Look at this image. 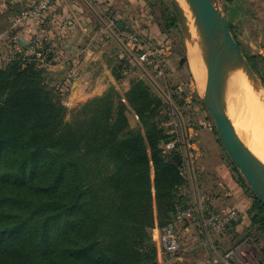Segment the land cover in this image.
Instances as JSON below:
<instances>
[{
    "label": "trees",
    "instance_id": "1",
    "mask_svg": "<svg viewBox=\"0 0 264 264\" xmlns=\"http://www.w3.org/2000/svg\"><path fill=\"white\" fill-rule=\"evenodd\" d=\"M159 17L162 33L178 28L171 8ZM40 42L43 62L23 52L0 64V264H158L153 230L194 208L185 166L173 162L176 149H163L176 140L169 104L126 56L113 70L134 73L122 96L110 87L69 112ZM174 52L185 57L182 44ZM253 199L245 238L260 241L264 207Z\"/></svg>",
    "mask_w": 264,
    "mask_h": 264
},
{
    "label": "crops",
    "instance_id": "2",
    "mask_svg": "<svg viewBox=\"0 0 264 264\" xmlns=\"http://www.w3.org/2000/svg\"><path fill=\"white\" fill-rule=\"evenodd\" d=\"M35 2L36 0H0V58L7 59L13 54L26 52L30 42L43 40L52 55L51 62L43 66L50 83L63 92V104L68 109L103 95L110 87H114L121 96L129 88L131 74L120 72L118 78L113 74L118 61L129 56L109 32V22L118 27L121 23V30L130 29L145 39L161 37V31L152 23L145 0H53L49 10L41 18L14 27L12 19ZM216 5L223 9L239 45V40L248 38L250 32V44L258 47L255 53L263 64L264 0H217ZM136 118L133 112L128 115L131 127V122L138 126ZM190 135L191 133L187 135V141L195 189L186 151L184 148L182 151L175 148L178 140H175L172 149H166L167 144L163 145V149L168 152L176 149L172 156L173 162L185 168L187 166L193 209L199 218L205 216L207 209L217 213L236 211L237 219L231 224L234 227L228 226L220 234H212L221 235L222 240L230 236L242 238V234L247 233L252 225L254 196L231 164L218 142L219 139L214 143L207 141L206 144L200 140L191 143L188 140ZM193 228L195 226L188 221L179 225L177 232L180 240L182 238V254L174 259L161 254L158 244L160 230L155 228L153 240L157 249V263L217 264L208 260L209 257L198 259L199 235ZM190 231L192 235H189ZM247 238L252 246L258 245L257 239L251 236ZM206 242L208 243L207 239ZM244 243L247 246L248 242ZM215 244L217 245V241ZM209 248L211 250V246Z\"/></svg>",
    "mask_w": 264,
    "mask_h": 264
},
{
    "label": "rangeland",
    "instance_id": "3",
    "mask_svg": "<svg viewBox=\"0 0 264 264\" xmlns=\"http://www.w3.org/2000/svg\"><path fill=\"white\" fill-rule=\"evenodd\" d=\"M149 1L154 6L152 10L147 7L149 14H151L150 18L152 20V23L158 27L157 22L158 19L160 18L159 14L163 11L164 7H168L169 9L171 8L169 4V0H149ZM212 1L215 5L217 4V0H212ZM121 31L122 30H119V27L117 25H115V27L113 28V33L117 35V37L119 36ZM248 33H249L248 38L239 40L240 46L244 55H246V58H251L253 60L252 63L254 67H256L260 71L259 72L260 75L256 72L255 73L257 74L258 79L260 80L261 84L264 87V82L262 81L261 78V74L264 78V62L263 64H261V62L258 61L259 59L258 60L256 59L258 58L256 56L258 47L250 44L252 40H250L249 37L250 32ZM140 41L145 45L144 47L145 49H148V51H153V52L155 51V55L151 61L140 63V65L143 68L145 66L148 67L147 69L149 71H146L147 74L151 77L154 83L169 99L170 103H168L165 99L164 100L169 104L171 108L172 117L170 122L174 123L177 126L176 129H177L179 141L181 140L180 142L182 143L184 150L185 147L182 138L180 123L177 115L175 114L174 110L171 107V104L175 106V108L178 110L181 119L183 121V124L185 126L186 134L191 133L190 137L188 138V140L191 143L192 142L195 143V141L200 140V142H206L207 144V141H210L211 143V141L213 142L219 139L214 128L213 120L209 116L208 112L205 110L200 100L202 94L199 93L200 90H197L198 88L196 87L194 77L192 76L188 55L180 58L178 55L174 54L175 53L174 50H179V51L181 50L182 41L180 39L179 29L177 28L176 30H171L166 33L161 32V37L158 39H154V38L145 39L143 37H140ZM126 47L130 50L131 58H135L137 60L139 55H137V53L133 51L134 49L128 46ZM160 47L163 48L161 49ZM149 59H151V57ZM182 59L184 60L182 61ZM130 62L131 65L137 67L132 62L131 59ZM123 72L131 74V77L134 75V73H132L130 69H126L121 73ZM153 88L158 92V90L154 86ZM173 94H175L176 96L175 102H177L178 105H175L174 101H172L171 99V95ZM263 105L264 104L262 103V106ZM249 108L250 107L247 106L245 107V105L242 106V109L244 110H242L243 112L240 111L241 112L239 113L241 114L240 116L238 115L239 119L242 122L241 123L238 122L239 124L238 126L233 122V127L237 132V134L239 135V137L241 138V140L247 146V148L252 153L254 154L256 153L257 157L261 156L262 158L261 157L260 158L262 160L264 158V127L260 125V123L258 122L255 116L256 115L255 111L252 108L250 109ZM68 110L70 112L73 109H68ZM129 115H132V111H130ZM135 121L139 123L138 118H136ZM133 123L134 122H131V125L133 126L132 128L137 126L134 125ZM167 125H169V123ZM218 142L221 145L220 141ZM186 169L188 170L187 166ZM194 214L197 219L196 222L192 223V221L184 219L183 221L179 222V224H176V229H178L180 224H183L187 221L188 223L190 222L191 225L195 226V228L193 229L199 235L198 238L199 244L197 245V247L200 249V253L198 254L199 260L203 259L204 257L207 258L209 257L208 260L215 262L217 264H221L217 259L218 257L223 261H225L227 264H233V263L234 264H264V238L261 239L260 241L258 240L259 243L256 246H252L250 239L247 237L245 238L246 233H243L242 238L239 239H237V237L232 238V236L230 237L226 236L227 239L223 238L222 240L221 235L218 236L216 235L217 236L216 237L215 235L212 234L214 231H211L202 226L201 221L200 219H198L199 217L196 214L195 210H194ZM189 235H192V231H190ZM205 236L206 239L208 240V243L206 242ZM250 236L253 235L250 234ZM253 238L256 239L255 236ZM177 240H178L177 242L178 247L176 251L168 255L162 252L160 243L158 241L161 254H164L165 257L169 256V258L171 259L180 256L182 254L181 251L182 238L180 240L178 235ZM215 241H217V245L215 244ZM244 241L248 242V244H246L247 246L244 245L245 244ZM212 245L215 246L216 249ZM209 246H211V250ZM249 247H253V249L252 248L250 249ZM205 253L207 256H205Z\"/></svg>",
    "mask_w": 264,
    "mask_h": 264
},
{
    "label": "water",
    "instance_id": "4",
    "mask_svg": "<svg viewBox=\"0 0 264 264\" xmlns=\"http://www.w3.org/2000/svg\"><path fill=\"white\" fill-rule=\"evenodd\" d=\"M186 1L188 3V15L181 9L177 0H169V4L177 20L185 56L188 55L187 40L191 37V31H196L199 39L204 68V89L200 100L213 120L219 141L231 164L239 172L255 199L264 207V165L251 153L241 140L227 112L225 66L232 64L241 71L248 81H251L253 84H258L260 90L259 95L263 104L264 87L231 33L230 24L223 9L215 5L212 0ZM119 28L120 30L123 28L121 23H119ZM109 32L117 39L132 62L158 90L159 94L170 103L169 99L154 83L140 63L135 58H131V54L126 46L111 30ZM171 107L180 123L188 167L195 189L185 126L178 110L172 104ZM199 219L202 222V217ZM217 259L221 264H227L222 259L218 257Z\"/></svg>",
    "mask_w": 264,
    "mask_h": 264
},
{
    "label": "built area",
    "instance_id": "5",
    "mask_svg": "<svg viewBox=\"0 0 264 264\" xmlns=\"http://www.w3.org/2000/svg\"><path fill=\"white\" fill-rule=\"evenodd\" d=\"M52 1L53 0H36V2L33 5L27 6L19 15H17L12 19V25L14 27H17L27 21L41 18L49 10ZM108 27L113 32V28L115 27V25L112 22L111 23L109 22ZM119 39L124 45L126 44V46L132 47L133 49L138 45H140L139 37L128 30H122L119 34ZM40 43L41 42L39 40H33L29 44L26 52H24V57L29 59H31V57H34V59L43 62V55L41 52L38 51ZM154 55H155V51L153 52V51H148V49H145L138 56L137 61L139 63L151 61ZM150 57L151 59H149ZM3 60L6 59L0 58V64ZM169 125L172 126L170 133L174 135L177 141V137H178V133L176 129L177 126L172 122H169ZM176 141L174 140L171 143L167 144L166 149L168 150L172 149ZM237 215L238 213L234 210L223 213H217L207 209L205 211V216L202 217L201 224L203 227L211 231H214L216 233H221L222 231H224V229L230 226L233 223V221L237 219ZM184 219L192 221V223L196 222L197 219L194 214L193 208H188L186 210L177 212L176 221L181 222ZM159 230L160 231H159L158 241L160 243L162 252L168 255L176 251L178 247L177 245L178 235H177L176 224H169Z\"/></svg>",
    "mask_w": 264,
    "mask_h": 264
},
{
    "label": "bare ground",
    "instance_id": "6",
    "mask_svg": "<svg viewBox=\"0 0 264 264\" xmlns=\"http://www.w3.org/2000/svg\"><path fill=\"white\" fill-rule=\"evenodd\" d=\"M177 2L181 9L188 15L189 12L187 1L177 0ZM187 52L192 76L194 77L196 87L198 88L197 90H200L199 93L202 94L204 89V68L202 53L199 46V39L196 31L194 30L191 31V37L187 40ZM224 73L227 112L232 124L234 122L238 126V122H242L238 115H241L239 113H241L240 111L244 110L242 109V106L245 105V107H250L255 111V116L258 122L264 127V105L262 106L263 102L259 95V85L248 81L243 76L241 71L232 64H227L225 66ZM252 154L264 165V158L261 160V156L257 157L256 153Z\"/></svg>",
    "mask_w": 264,
    "mask_h": 264
}]
</instances>
